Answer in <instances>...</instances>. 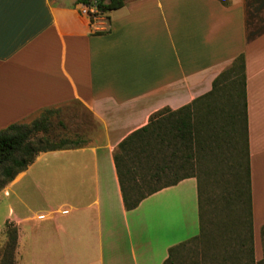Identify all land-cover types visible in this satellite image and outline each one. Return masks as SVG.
Listing matches in <instances>:
<instances>
[{
	"label": "crops",
	"instance_id": "0c3cea01",
	"mask_svg": "<svg viewBox=\"0 0 264 264\" xmlns=\"http://www.w3.org/2000/svg\"><path fill=\"white\" fill-rule=\"evenodd\" d=\"M88 7L0 0V129L73 101L97 122L91 140L40 152L4 189L16 264H163L171 247L198 235L196 176L127 210L114 153L156 112L209 92L242 53L256 245L264 225V0H125L93 21Z\"/></svg>",
	"mask_w": 264,
	"mask_h": 264
},
{
	"label": "trees",
	"instance_id": "16d2710c",
	"mask_svg": "<svg viewBox=\"0 0 264 264\" xmlns=\"http://www.w3.org/2000/svg\"><path fill=\"white\" fill-rule=\"evenodd\" d=\"M77 2L96 6L97 12L90 13L93 21L95 15L107 14L121 7L125 0ZM51 112L52 109H46L29 123L17 122L0 129V191L27 169L40 152L84 142L66 138L50 141L47 133ZM114 160L127 210L136 208L148 195L164 187L187 177L198 178L200 232L171 247L163 264H183L184 251L196 244L203 247V264H264V225L263 257L255 259L243 53L214 79L212 89L195 102L177 110L162 109L151 116L147 125L125 137L115 150ZM196 166L198 174L191 172ZM216 186L219 192L212 191ZM245 205L246 210L240 211ZM218 231L219 236L215 237ZM3 234L0 264H16L18 231L7 223ZM237 239L240 242L236 244ZM217 249L219 252L212 255Z\"/></svg>",
	"mask_w": 264,
	"mask_h": 264
},
{
	"label": "rangeland",
	"instance_id": "374dc122",
	"mask_svg": "<svg viewBox=\"0 0 264 264\" xmlns=\"http://www.w3.org/2000/svg\"><path fill=\"white\" fill-rule=\"evenodd\" d=\"M92 7L96 8V6H92ZM96 12H97V8H96ZM50 119H51L50 131L47 133V136L49 137L50 141L53 142H58L60 139H65V138L69 140L81 139L86 142L91 140L93 133H96L97 131V122L94 120V118L89 113L87 108L81 102L78 101H73L71 103H66L54 107L52 109ZM242 134L243 132L241 130L239 132V135L242 136ZM39 135H42V133H40ZM193 162L197 163L195 159L193 160ZM191 172L198 174V172L200 173V170L196 166V168H193ZM4 189L0 191V245L3 244L5 240V236L3 234V229L5 227L3 224V218L6 214V211H8V204L10 202L8 198L4 195L5 192ZM216 189L219 192L218 186H216L215 188L213 187L212 191ZM246 203L247 200L245 201V204ZM245 210H246V205L240 211H245ZM243 213L245 214V212ZM199 232L200 229L197 228L195 233L193 234H198ZM217 236H219V231L215 232V237ZM234 237L236 239L235 234L233 236V240ZM238 242L240 241L237 239L235 243L237 244ZM255 247L257 249V254L255 251V259L257 261L263 257L262 239L260 236L257 238ZM216 252H219V249H217V251H213L212 255H214ZM183 254H184L183 264L204 263V257H203L204 250L202 245L200 244L198 247L197 244L190 246L189 249H186ZM0 255L2 256V254Z\"/></svg>",
	"mask_w": 264,
	"mask_h": 264
},
{
	"label": "built area",
	"instance_id": "2783aa9c",
	"mask_svg": "<svg viewBox=\"0 0 264 264\" xmlns=\"http://www.w3.org/2000/svg\"><path fill=\"white\" fill-rule=\"evenodd\" d=\"M84 11L87 12L90 15V13H95L96 12V8L92 7V9H91V8L88 7V8H85Z\"/></svg>",
	"mask_w": 264,
	"mask_h": 264
}]
</instances>
